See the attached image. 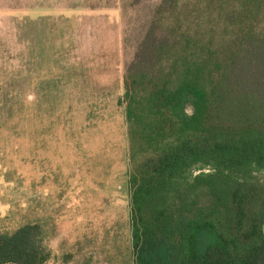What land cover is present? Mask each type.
Instances as JSON below:
<instances>
[{"label":"trees","instance_id":"trees-1","mask_svg":"<svg viewBox=\"0 0 264 264\" xmlns=\"http://www.w3.org/2000/svg\"><path fill=\"white\" fill-rule=\"evenodd\" d=\"M47 19L26 27L29 57L38 43L34 56L50 63L60 53ZM41 82L58 102L61 79ZM13 90L14 80L0 92L2 126ZM116 105L126 264H264V0H161ZM46 238L37 223L1 231L0 264L48 263Z\"/></svg>","mask_w":264,"mask_h":264},{"label":"rangeland","instance_id":"rangeland-1","mask_svg":"<svg viewBox=\"0 0 264 264\" xmlns=\"http://www.w3.org/2000/svg\"><path fill=\"white\" fill-rule=\"evenodd\" d=\"M160 1L0 0V92L15 81L13 111L0 121V232L40 224L52 252L46 264H126L125 128L116 99ZM39 17L56 26L55 62L35 57L38 43L29 57L26 24ZM48 78L62 81L58 102L43 96Z\"/></svg>","mask_w":264,"mask_h":264}]
</instances>
